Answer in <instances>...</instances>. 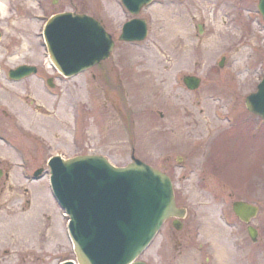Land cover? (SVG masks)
I'll use <instances>...</instances> for the list:
<instances>
[{
  "label": "rangeland",
  "instance_id": "obj_1",
  "mask_svg": "<svg viewBox=\"0 0 264 264\" xmlns=\"http://www.w3.org/2000/svg\"><path fill=\"white\" fill-rule=\"evenodd\" d=\"M257 1H155L138 15L146 39L127 44L116 40L131 18L118 0H0V264L74 260L48 173L29 180L54 155H99L117 168L133 157L170 177L187 214L180 231L161 228L139 257L146 264H216L222 251L236 264H264V126L243 106L264 74ZM72 9L101 21L114 49L99 66L62 78L41 31ZM21 64L37 73L9 82L7 71ZM184 76L199 87L185 89ZM237 200L258 207L255 243L231 211Z\"/></svg>",
  "mask_w": 264,
  "mask_h": 264
},
{
  "label": "water",
  "instance_id": "obj_2",
  "mask_svg": "<svg viewBox=\"0 0 264 264\" xmlns=\"http://www.w3.org/2000/svg\"><path fill=\"white\" fill-rule=\"evenodd\" d=\"M151 1L121 0V4L136 16ZM257 8L264 22V0L258 1ZM146 35L145 21L134 18L122 26L118 41L141 42ZM43 39L49 61L68 78L108 58L113 48L111 37L96 21L72 13L50 18ZM34 73L33 67L20 66L9 71L8 77L17 81ZM182 82L189 90L199 85L195 77H184ZM48 85L52 86L50 81ZM245 107L264 120V77L256 92L246 97ZM47 167L52 194L70 220L68 237L77 264H144L135 260L162 223L174 218L172 226L176 230L181 227L178 220L185 211L175 207L170 180L136 159L124 168H115L99 156L66 161L52 157ZM232 211L247 223L257 209L236 202ZM247 234L255 240L254 229L248 227Z\"/></svg>",
  "mask_w": 264,
  "mask_h": 264
},
{
  "label": "bare ground",
  "instance_id": "obj_3",
  "mask_svg": "<svg viewBox=\"0 0 264 264\" xmlns=\"http://www.w3.org/2000/svg\"><path fill=\"white\" fill-rule=\"evenodd\" d=\"M214 43H218V42L215 41ZM218 254L219 255L216 256V264H236L237 263L234 260H232L231 258H229L228 254L223 253V251L221 253L218 252ZM232 261H233V263H232Z\"/></svg>",
  "mask_w": 264,
  "mask_h": 264
},
{
  "label": "flooded vegetation",
  "instance_id": "obj_4",
  "mask_svg": "<svg viewBox=\"0 0 264 264\" xmlns=\"http://www.w3.org/2000/svg\"><path fill=\"white\" fill-rule=\"evenodd\" d=\"M67 1L70 2V3L72 1L75 2V0H67ZM76 1H77L78 5H81V4H79L80 3L79 0H76ZM97 2H99V0H95V3H97ZM72 11L77 12V13H81V14H88L90 16H93V15L89 14L87 11H83L82 9H77V10H73L72 9ZM11 264H27V263H24L22 258H17L16 263H11Z\"/></svg>",
  "mask_w": 264,
  "mask_h": 264
}]
</instances>
